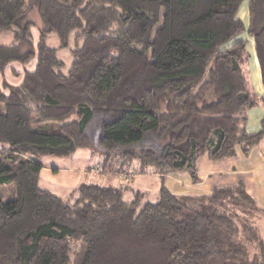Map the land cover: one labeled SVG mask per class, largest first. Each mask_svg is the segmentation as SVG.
<instances>
[{"label":"trees","instance_id":"trees-1","mask_svg":"<svg viewBox=\"0 0 264 264\" xmlns=\"http://www.w3.org/2000/svg\"><path fill=\"white\" fill-rule=\"evenodd\" d=\"M243 2L0 0V34L11 36L0 76L17 64L11 74L22 77L0 86V264H264L244 184L196 198L164 187L172 172L196 182L204 155L248 154L263 138L264 118L245 131V113L264 101L249 86L241 36L255 43L264 85V0H248L247 27ZM78 150L121 183L82 182L65 198L42 190L43 158ZM149 173L154 195L127 181Z\"/></svg>","mask_w":264,"mask_h":264},{"label":"rangeland","instance_id":"rangeland-1","mask_svg":"<svg viewBox=\"0 0 264 264\" xmlns=\"http://www.w3.org/2000/svg\"><path fill=\"white\" fill-rule=\"evenodd\" d=\"M246 6V0L239 7L241 9V15L244 13ZM29 18L36 24H39V18L35 13L31 12ZM11 39L10 34H0V43L8 44ZM46 44L50 48L56 49L59 45V40L56 36L49 35L46 38ZM141 49V48H139ZM57 57L63 63H65V70L69 69L72 61L70 51L63 49L57 51ZM29 68H32V64H28ZM11 70L21 73V67L19 65L9 66L4 72V78L0 76V86L2 79L6 80L11 85H17L21 81L20 77H13ZM98 161L92 159L89 153L85 150H78L71 159H53L45 157L42 160L43 170L40 174V183L39 186L42 190L46 189L47 191L65 198L68 195V192L79 185L82 182H88L89 184L95 183L99 186L118 185L123 180L119 176L114 178H109L106 175H101L96 167ZM246 178L244 175H242ZM129 179L127 181L131 182L132 189L138 191H146L148 194H156L160 189L159 187V178L153 174H127ZM190 174L187 175L186 171L184 172H175L172 174V177H168L164 181V187L176 197H190L195 198L197 196V191L190 190L186 180H190ZM255 182L252 185L250 191L248 192L259 208V212H254V221L251 230L253 231L251 237L255 241L257 251L264 253V169H260L254 173ZM125 179V178H124ZM127 192L125 195V200L128 199ZM150 197V196H149ZM13 197H11L12 199ZM151 201V200H149ZM257 235L260 237V240L263 241V247L256 241ZM259 245V246H258Z\"/></svg>","mask_w":264,"mask_h":264},{"label":"crops","instance_id":"crops-1","mask_svg":"<svg viewBox=\"0 0 264 264\" xmlns=\"http://www.w3.org/2000/svg\"><path fill=\"white\" fill-rule=\"evenodd\" d=\"M247 3L248 0H246L244 13L241 15V9L239 8L237 15V19H239L245 27H247L248 24ZM241 38L247 41V52L250 55L246 64V77L249 81V86L260 100L264 101V85L255 55V43L252 38L245 35L241 36ZM245 114V131L248 134L259 132L261 130L260 123L264 118V108L257 106L251 108V110L247 111ZM260 169H264V134L262 140L258 144L252 146L248 154H244L238 149L234 156L218 161L211 160L207 155L198 158L196 161V182H194L191 177L190 180H186L185 182H189L188 186L190 190L197 191L196 197L208 196L214 188L231 186L239 181L244 184L247 194L250 195L248 192L252 185L249 184H254V173ZM172 174H175V172L168 174L166 178L172 177ZM247 182L249 184H247Z\"/></svg>","mask_w":264,"mask_h":264}]
</instances>
